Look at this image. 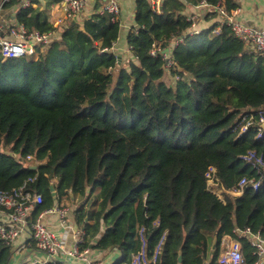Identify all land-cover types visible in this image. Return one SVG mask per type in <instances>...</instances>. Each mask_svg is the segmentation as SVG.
Instances as JSON below:
<instances>
[{"label": "trees", "instance_id": "1", "mask_svg": "<svg viewBox=\"0 0 264 264\" xmlns=\"http://www.w3.org/2000/svg\"><path fill=\"white\" fill-rule=\"evenodd\" d=\"M199 1L164 0L155 13L148 0H135L127 62L112 50L120 19L95 12L82 17V28L54 29L44 11L21 9L19 23L57 38L36 60L0 61V191L32 179L28 190L42 196L35 219L54 206L50 185L57 203L87 202L98 188L92 204L74 210V223L84 232L81 249L117 250L114 264L140 250L141 229L148 255L164 235L157 264H178L179 255L180 264H217L224 236L241 241L245 264L257 259L234 230L264 234V181L221 201L207 190L205 173L214 167L226 190L242 177L259 178L241 156L253 150L264 159V131L256 139L255 128L239 136L234 128L246 111L264 108V57L227 26L191 34L184 11ZM206 1L236 8L234 0ZM153 44L170 49L178 68L166 71L161 55H150ZM0 264L30 263L15 261L0 240Z\"/></svg>", "mask_w": 264, "mask_h": 264}, {"label": "built area", "instance_id": "2", "mask_svg": "<svg viewBox=\"0 0 264 264\" xmlns=\"http://www.w3.org/2000/svg\"><path fill=\"white\" fill-rule=\"evenodd\" d=\"M43 1L48 6V23L55 29L62 26L73 25L75 28H82V17L95 12L107 13L111 21L120 19L121 7L118 0H0V61L8 59L28 57L36 60L45 48L57 38L56 31L51 30L41 32L37 29H29L16 19V14L21 9H42ZM164 0H148L150 8L155 13H161ZM97 4V5H96ZM205 16L213 13L215 18L211 24L212 33L217 35L223 26H227L236 39L244 45L246 50L264 56V29H259L235 19V9L227 11L224 1H219L215 5H210L206 0L199 1L195 6ZM191 22L190 33L198 34L202 29L197 25L198 16L192 14L187 16ZM210 24V25H211ZM209 25V26H210ZM134 26V25H133ZM207 26L206 28H209ZM181 38L173 41L172 47L181 42ZM161 49L153 44L150 55L156 57L161 55L164 61V69L169 71L175 64L172 59L171 50ZM264 108L255 111H246L242 119L234 128L238 131L237 136L247 132L250 127L255 128L256 139L261 138L264 131ZM32 156H27L26 161H32ZM241 159L256 170L259 178L242 177L231 189H224L216 178V170L209 167L205 173L207 190L217 196L221 201L225 200V195L233 197L241 195L245 189L250 188L257 191L264 181V159L262 155L251 150L241 156ZM28 179L18 188L10 191H0V211L3 212L7 220L0 222V240L6 244L14 246L22 233L29 231V235L34 242L36 250L43 255L42 259H34L30 264H46L61 259L65 261H77L82 264H102L99 261L89 259V248L81 249L84 232L80 228H73L68 222V206L57 205L50 209L40 211L35 219L30 217L31 211L36 205L42 203V196L35 191L28 190ZM56 214L59 223L69 233V242L59 238L50 230L45 222L46 215ZM141 238L140 250L132 255L128 262L121 264H157L158 256L161 252L164 235L160 238L151 255L145 250V240L143 229L139 231ZM234 234L239 238H246L252 247V255L257 259L254 264H264V234H254L250 228L235 229ZM227 238V240H224ZM217 264H245L242 243L239 239L224 236L220 244V254Z\"/></svg>", "mask_w": 264, "mask_h": 264}, {"label": "crops", "instance_id": "3", "mask_svg": "<svg viewBox=\"0 0 264 264\" xmlns=\"http://www.w3.org/2000/svg\"><path fill=\"white\" fill-rule=\"evenodd\" d=\"M118 1L121 7V14H120L121 28L125 27V32L123 34H121L120 32L119 38L117 42L114 44L112 50L118 56L121 57V61L126 62L132 58V54L126 44V35L128 30L134 25L133 15L135 11V0H118ZM234 3L236 5V8L234 10L236 20L244 23H248L259 29H264V0H234ZM41 10L45 11L44 8H42ZM123 12L126 13L127 16L132 18V22L130 23V25L128 24L126 26H123V21H122ZM184 14L186 16L192 14L198 16L199 23L206 24V27L209 26L211 22H213V21L210 22L206 21L204 18L205 16L201 13V11L196 10L193 6H187L184 11ZM45 16L47 17L48 20L47 14ZM78 202L79 201L77 199L74 200L73 197L71 198L63 197L59 203H56L57 205L68 206V207L70 204L73 205L72 208L69 207L70 211L68 213V222L70 223V225H72L74 229L78 228L74 223V210L79 206V205L76 206L75 203ZM56 204H54V206H56ZM87 205L88 204H86V206ZM6 220H7L6 215L0 211V222H6ZM44 222L46 226L50 230H52L59 238H62L65 242H69V233L64 227L60 225L58 216L56 214L46 215L44 217ZM103 231L104 228L102 227L101 232L97 236V238L101 236ZM224 240H227V238H224ZM32 242L33 240L31 239L28 231L26 233H22L19 239L14 244V246L21 245L23 249L25 248L26 257H27L26 261H28L29 263H31L32 260L34 259L44 258L43 255L36 250V247L31 248ZM88 248H89V255H88L89 259L93 261H99L102 264H114L115 261H117L118 258L120 257V254L117 250H112V249L99 250L94 248L93 244H90ZM71 262L73 264H82L77 261H71ZM204 264H209V260H207Z\"/></svg>", "mask_w": 264, "mask_h": 264}, {"label": "rangeland", "instance_id": "4", "mask_svg": "<svg viewBox=\"0 0 264 264\" xmlns=\"http://www.w3.org/2000/svg\"><path fill=\"white\" fill-rule=\"evenodd\" d=\"M40 4L43 5V7H44V9H45L44 13H45V15H46V14H47L48 6L45 5L43 1H40ZM122 21H123V26H126V25H128V24L130 25V23L132 22V18L129 17V16H127L126 13L123 12ZM198 24H199V25H198ZM197 25L200 26V29H203V28L206 27V24L199 23V21H197ZM120 32H121V34H123V33L125 32V27H122V28L120 29ZM126 62H127V61H126ZM168 80H169V82H170V81L173 82L175 79H174V78H171V79L168 78ZM98 190H99L98 188L94 190V192L92 193V195L88 198V201H87V202H85V200H83V201H81V202L79 201L78 203H75V205L77 206V205H80V204H82V203L92 204V202H93V201L96 199V197H97ZM69 207L72 208L73 205L70 204ZM12 247H13V249H14V251H15V252H14V260H15V261H19V260H24V261H25V260L27 259L25 248L23 249V247H22L21 245H15V246H12Z\"/></svg>", "mask_w": 264, "mask_h": 264}, {"label": "water", "instance_id": "5", "mask_svg": "<svg viewBox=\"0 0 264 264\" xmlns=\"http://www.w3.org/2000/svg\"><path fill=\"white\" fill-rule=\"evenodd\" d=\"M166 51H167V49L164 50V52H166ZM118 60H119V61L121 60V57H120V56H118ZM175 67L178 68V65L175 64ZM263 128H264V125H263ZM30 168L35 170V169L37 168V166H36V165H32V166H30ZM50 191H51V195H52V198H53L54 204H56V203H57V199H56L55 190H54L53 185H50ZM88 192H89V188H87V193H88ZM216 241H217V238L214 237V239H213V243H212V247H211L212 250H214V249L216 248ZM181 260H182V257H181V255H179V256H178V264L181 263Z\"/></svg>", "mask_w": 264, "mask_h": 264}]
</instances>
